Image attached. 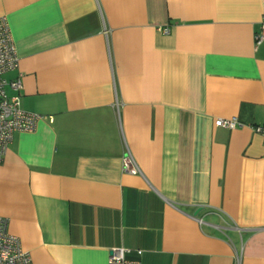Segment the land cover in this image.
I'll list each match as a JSON object with an SVG mask.
<instances>
[{"label":"crops","instance_id":"obj_1","mask_svg":"<svg viewBox=\"0 0 264 264\" xmlns=\"http://www.w3.org/2000/svg\"><path fill=\"white\" fill-rule=\"evenodd\" d=\"M262 16L264 0H0L19 58L6 78L41 115L0 163V217L32 264L120 247L264 264Z\"/></svg>","mask_w":264,"mask_h":264},{"label":"built area","instance_id":"obj_2","mask_svg":"<svg viewBox=\"0 0 264 264\" xmlns=\"http://www.w3.org/2000/svg\"><path fill=\"white\" fill-rule=\"evenodd\" d=\"M164 32H168L165 28ZM255 44L264 43V16L261 29L254 36ZM19 66V58L11 35L8 21L0 17V163L4 160L9 145L16 132H32L41 118L40 114L29 112L21 107L20 90L22 89L21 74L8 80L6 75ZM216 126L234 129L241 125L236 117L217 119ZM255 133L264 138V125H254ZM122 168L129 174H141L133 157L127 151L122 161ZM201 221V220H200ZM202 222V221H201ZM129 249L112 248L108 264H141L138 259H128ZM138 255L141 251H136ZM0 264H32L30 255L22 248L17 236L7 230V220L0 217Z\"/></svg>","mask_w":264,"mask_h":264},{"label":"water","instance_id":"obj_3","mask_svg":"<svg viewBox=\"0 0 264 264\" xmlns=\"http://www.w3.org/2000/svg\"><path fill=\"white\" fill-rule=\"evenodd\" d=\"M198 214V211H196L195 213H194V215L196 216Z\"/></svg>","mask_w":264,"mask_h":264}]
</instances>
